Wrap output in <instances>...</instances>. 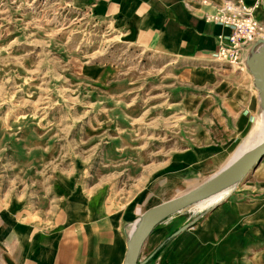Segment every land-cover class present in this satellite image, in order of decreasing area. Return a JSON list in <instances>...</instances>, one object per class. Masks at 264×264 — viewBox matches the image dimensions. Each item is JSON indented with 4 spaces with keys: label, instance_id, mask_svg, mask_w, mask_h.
Here are the masks:
<instances>
[{
    "label": "rangeland",
    "instance_id": "1",
    "mask_svg": "<svg viewBox=\"0 0 264 264\" xmlns=\"http://www.w3.org/2000/svg\"><path fill=\"white\" fill-rule=\"evenodd\" d=\"M241 65L214 56L191 61L140 47L114 20L65 0H0V201L21 198L22 192L30 196L36 170L50 171L54 157L61 167L76 161L86 167L85 156L120 155L125 187L139 175L147 178L194 146L198 121L192 108L204 93L250 90L259 113L254 75L241 71ZM201 68L211 77L192 74ZM254 126L249 120L246 132L228 126L214 132L218 165L205 179L256 133ZM119 135L129 145L113 146ZM17 140L29 142V154L19 153L17 165L10 157L5 162L10 148L2 146ZM236 183L207 208L202 202L187 209L193 220L234 208L237 221L254 214L264 200V166ZM234 229L243 233L244 223Z\"/></svg>",
    "mask_w": 264,
    "mask_h": 264
},
{
    "label": "crops",
    "instance_id": "2",
    "mask_svg": "<svg viewBox=\"0 0 264 264\" xmlns=\"http://www.w3.org/2000/svg\"><path fill=\"white\" fill-rule=\"evenodd\" d=\"M65 1L98 18L114 20L140 47L191 61L214 56L223 42L219 36L230 33L229 28L205 20V15L224 0H207L208 6L199 0ZM244 1L255 7V17L264 25V0ZM246 59L239 67L243 72L249 70ZM252 73L258 114L250 90L204 93L192 108L198 121L194 146L172 156L147 178L142 180L139 175L128 187L120 155L85 156L86 167L78 166V161L61 167L54 157L50 171L38 168L36 187L27 194L30 196L25 198L22 192L21 198L0 201V264H123L128 240L145 212L200 186L232 162L205 179L218 165L214 132L228 126L243 133L249 120L255 121L256 128L263 119L256 74ZM192 74L211 77L202 68L192 69ZM132 139L138 147L140 138ZM113 143L116 147L129 145L120 135ZM10 144L2 146L10 148L4 161L10 157L9 163L17 165L19 153L29 154V142ZM40 153L42 164L45 156ZM260 165L264 166V160ZM187 209L154 228L138 264H264L263 199L256 204L254 214L238 221L232 214L237 208L228 214L215 210L197 220ZM242 223L244 231L238 233L234 226Z\"/></svg>",
    "mask_w": 264,
    "mask_h": 264
},
{
    "label": "water",
    "instance_id": "3",
    "mask_svg": "<svg viewBox=\"0 0 264 264\" xmlns=\"http://www.w3.org/2000/svg\"><path fill=\"white\" fill-rule=\"evenodd\" d=\"M246 63L250 72L256 73L258 85L261 87L260 100L264 108V38L260 39L257 45L250 50ZM263 159L264 140L237 157L207 182L189 192L149 209L141 216L128 240L127 252L123 264H138L145 241L154 228L161 222L195 205L201 199H204L216 191L230 185L233 181L236 180L237 182L241 180L253 172ZM186 228L187 226L181 228L177 233L182 232Z\"/></svg>",
    "mask_w": 264,
    "mask_h": 264
},
{
    "label": "built area",
    "instance_id": "4",
    "mask_svg": "<svg viewBox=\"0 0 264 264\" xmlns=\"http://www.w3.org/2000/svg\"><path fill=\"white\" fill-rule=\"evenodd\" d=\"M204 6L210 5L207 0H199ZM214 11L205 15L209 23L229 28V35L223 38L214 57L232 65H240L250 50L263 39L264 25L255 17V7L244 0H224L215 6Z\"/></svg>",
    "mask_w": 264,
    "mask_h": 264
},
{
    "label": "bare ground",
    "instance_id": "5",
    "mask_svg": "<svg viewBox=\"0 0 264 264\" xmlns=\"http://www.w3.org/2000/svg\"><path fill=\"white\" fill-rule=\"evenodd\" d=\"M256 84L258 86V92H259V98H260L261 87H260V85H258V79H257V77H256ZM262 110H263V119H261L260 123L258 124L256 133H254L253 135H251V137L249 138V140L246 143H244L243 145H241L239 147V149L231 157L230 161L233 162L237 157L241 156L242 154H244L245 152H247V150L251 149L252 147H254L256 145H258L259 143H261L264 140V108H263V106H262ZM235 182H236V180L233 181L230 185H228V186H226V187H224V188L216 191L215 193L209 195L208 197H206L204 199H201L200 201H198V203L205 202V204H206L205 207L207 208L211 204L215 203L217 199L221 198V195L223 193L227 192V189L228 188H232L230 186L233 185Z\"/></svg>",
    "mask_w": 264,
    "mask_h": 264
}]
</instances>
